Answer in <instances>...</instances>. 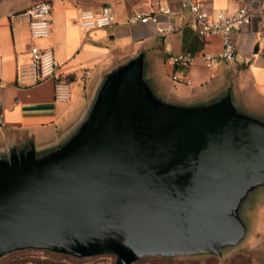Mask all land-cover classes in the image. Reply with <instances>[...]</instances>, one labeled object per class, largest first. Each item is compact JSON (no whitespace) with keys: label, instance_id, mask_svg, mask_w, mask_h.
Listing matches in <instances>:
<instances>
[{"label":"water","instance_id":"1","mask_svg":"<svg viewBox=\"0 0 264 264\" xmlns=\"http://www.w3.org/2000/svg\"><path fill=\"white\" fill-rule=\"evenodd\" d=\"M260 188L264 115L239 104L232 83L202 101L167 99L140 51L103 75L58 144L0 152V258L221 256L251 235L256 223L235 208Z\"/></svg>","mask_w":264,"mask_h":264},{"label":"crops","instance_id":"2","mask_svg":"<svg viewBox=\"0 0 264 264\" xmlns=\"http://www.w3.org/2000/svg\"><path fill=\"white\" fill-rule=\"evenodd\" d=\"M51 2L50 33L33 39L28 10L39 2ZM210 15L233 13L242 0H199ZM110 4L115 23L106 28L82 30L77 22L81 9L98 11ZM179 0H0V152L11 145L33 140L37 150L58 144L84 117L103 75L123 60L143 51L146 73L154 88L167 99L197 102L222 93L233 84L244 108H264V0H251V22L233 28L236 55L217 68H206L202 53L221 49L219 36L200 37L192 29L188 11L173 17V30L157 33L151 22L135 20V14L153 13L166 26L163 8H178ZM12 14H19L13 16ZM52 49L58 62L57 76L70 78L69 97L57 99L54 79L37 84L17 77L19 66L29 61L28 46ZM191 55L190 64H174L177 55ZM88 70L89 75L83 76ZM260 213V212H259ZM162 264H264V223L237 248L221 256L153 257ZM161 263V260L159 261Z\"/></svg>","mask_w":264,"mask_h":264},{"label":"built area","instance_id":"3","mask_svg":"<svg viewBox=\"0 0 264 264\" xmlns=\"http://www.w3.org/2000/svg\"><path fill=\"white\" fill-rule=\"evenodd\" d=\"M188 11L191 16V27L200 37L219 36L221 49L216 54L202 53L200 60L206 68H217L222 63L231 61L236 55V47L231 39L233 28L243 27L251 22L253 7L251 0H242L239 7L233 13L226 14L217 12L214 15L208 14L201 6L199 0H179L178 8H163L160 11L166 16L167 24L159 26L156 14L144 13L135 14L133 18L141 23L151 22L156 26L157 33L166 35L173 30L172 20L182 11ZM51 2H39L33 5L27 12L30 36L33 39L46 37L51 27ZM17 16L19 14H12ZM77 22L79 27L87 32L106 28L115 23V13L110 4H103L98 11L81 9ZM264 40V35L261 36ZM29 61L19 66L17 77L22 82L37 84L49 78L54 79V91L57 99L69 97L70 78L57 76L58 62L54 57L52 49L40 48L35 44L28 46ZM174 64H190L195 58L191 55H177L170 58ZM89 71H83V76H88ZM2 87L3 85L0 84ZM3 114L0 111V122ZM56 264V263H55Z\"/></svg>","mask_w":264,"mask_h":264},{"label":"rangeland","instance_id":"4","mask_svg":"<svg viewBox=\"0 0 264 264\" xmlns=\"http://www.w3.org/2000/svg\"><path fill=\"white\" fill-rule=\"evenodd\" d=\"M251 112L264 115V108H253ZM251 200L242 192L236 204L238 218L247 221L248 224L264 223V188L254 193ZM262 209V210H261ZM261 210V211H260ZM260 211V213H259ZM150 258H143L132 264H148ZM14 261H16L14 263ZM114 264L115 256L98 255L93 257L76 258L69 255L42 251V250H20L4 255L0 258V264Z\"/></svg>","mask_w":264,"mask_h":264},{"label":"trees","instance_id":"5","mask_svg":"<svg viewBox=\"0 0 264 264\" xmlns=\"http://www.w3.org/2000/svg\"><path fill=\"white\" fill-rule=\"evenodd\" d=\"M161 260V263L159 262ZM149 263L148 264H162V261H164V259H158V258H150L149 259ZM16 261H14L15 263Z\"/></svg>","mask_w":264,"mask_h":264}]
</instances>
